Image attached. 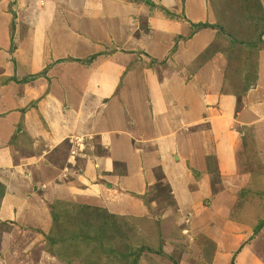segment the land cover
Instances as JSON below:
<instances>
[{
	"label": "crops",
	"instance_id": "crops-1",
	"mask_svg": "<svg viewBox=\"0 0 264 264\" xmlns=\"http://www.w3.org/2000/svg\"><path fill=\"white\" fill-rule=\"evenodd\" d=\"M212 2L0 0V223L38 236L40 264H66L45 242L91 208L169 225L189 213L188 235L211 241L201 263L264 264V222L251 225L264 205L243 192L264 176V32L238 82L228 41L194 27L216 23ZM156 182L174 207L152 215ZM170 230L157 240L174 264Z\"/></svg>",
	"mask_w": 264,
	"mask_h": 264
},
{
	"label": "rangeland",
	"instance_id": "rangeland-1",
	"mask_svg": "<svg viewBox=\"0 0 264 264\" xmlns=\"http://www.w3.org/2000/svg\"><path fill=\"white\" fill-rule=\"evenodd\" d=\"M211 4L216 15L215 27L220 36L228 41L230 70H234L238 82L240 77L244 79L239 74L248 73L246 78H252L256 53L261 47L260 32L264 27V15L259 0H214ZM247 85L243 81L241 88L244 89ZM247 147L250 148L251 143H247ZM208 165L211 166V163ZM156 177L157 181L161 179L160 171H156ZM256 177L243 192L256 207H260L264 205V176ZM156 183L145 198L148 203H154L153 207L150 205L152 215L164 214L167 209L174 207L168 187L163 183ZM1 187L0 183V193ZM86 211V214L78 211L66 213L63 216L66 221L64 228L55 225L53 231L52 237L58 243L57 247L48 239L44 250L57 255L66 264H169L168 254L162 252V241L157 238L174 225L182 229V237L178 239L183 240H170L173 251H170L169 256L172 255L174 264H178L184 253L187 255L185 259H181V264H210L209 261L201 263V254L195 249H198L197 242L209 244L211 241L206 237L202 240L200 234L195 237L188 235L187 229L192 225L189 213L183 215L179 225H169V221L161 219L160 216L157 220L149 217L146 221L124 217L114 220L113 216H108L102 210L91 208ZM160 221L164 224L161 225ZM257 221L251 220V225L255 227L260 220ZM11 226L0 223V264H40L41 242L37 239L38 236L24 233L21 225ZM149 226H153L152 231Z\"/></svg>",
	"mask_w": 264,
	"mask_h": 264
},
{
	"label": "trees",
	"instance_id": "trees-1",
	"mask_svg": "<svg viewBox=\"0 0 264 264\" xmlns=\"http://www.w3.org/2000/svg\"><path fill=\"white\" fill-rule=\"evenodd\" d=\"M147 3L148 4H150V6L151 7H156L154 4H152L151 2H149V1H147ZM162 11H164L166 14H168V15H170V16H173V14L172 13H170L168 10H166V9H164V8H160ZM264 17V16H263ZM194 27L196 28V29H202V28H207V27H215V24L214 25H212V24H209V23H207V22H205V23H198V24H195L194 25ZM264 32V28L262 29V31L260 32V35L262 34ZM218 36H220V34L218 33ZM260 41V40H259ZM211 47H213V46H210L209 48H211ZM208 48V49H209ZM175 51V48H173L172 49V52H174ZM206 54L207 53H204L203 54V56H205L206 57ZM95 56V55H94ZM94 56H91L89 59H87L86 60V63H88V62H90L93 58H94ZM204 58V57H203ZM160 180V179H159ZM158 180V181H159ZM241 197H243L242 196V194L240 195V198ZM263 222H264V220H260L259 221V223L257 224V225H255V227H254V234L259 230V228L261 227V225L263 224Z\"/></svg>",
	"mask_w": 264,
	"mask_h": 264
}]
</instances>
